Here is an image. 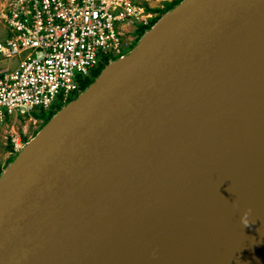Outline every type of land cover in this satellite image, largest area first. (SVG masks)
<instances>
[{"label":"water","instance_id":"water-1","mask_svg":"<svg viewBox=\"0 0 264 264\" xmlns=\"http://www.w3.org/2000/svg\"><path fill=\"white\" fill-rule=\"evenodd\" d=\"M35 137L0 179V264H159L155 237L264 180V0L182 1Z\"/></svg>","mask_w":264,"mask_h":264},{"label":"built area","instance_id":"built-area-1","mask_svg":"<svg viewBox=\"0 0 264 264\" xmlns=\"http://www.w3.org/2000/svg\"><path fill=\"white\" fill-rule=\"evenodd\" d=\"M154 1L6 0L0 56H24L0 68V139L9 121L28 115L36 124L33 110L80 94L94 70L123 55L130 27L148 24L169 2ZM11 141L17 154L26 145L19 135Z\"/></svg>","mask_w":264,"mask_h":264},{"label":"bare ground","instance_id":"bare-ground-1","mask_svg":"<svg viewBox=\"0 0 264 264\" xmlns=\"http://www.w3.org/2000/svg\"><path fill=\"white\" fill-rule=\"evenodd\" d=\"M245 215L247 225L241 219ZM142 259L159 264H264V180H257L245 196L227 195L213 217L202 218L196 227L176 237H155L154 248Z\"/></svg>","mask_w":264,"mask_h":264},{"label":"rangeland","instance_id":"rangeland-1","mask_svg":"<svg viewBox=\"0 0 264 264\" xmlns=\"http://www.w3.org/2000/svg\"><path fill=\"white\" fill-rule=\"evenodd\" d=\"M173 1L175 0H169V2H173ZM182 1L184 0H179L178 4L181 3ZM5 2L6 0H0V39H3L7 34V29L4 27L3 22L1 20V13L4 8ZM156 2L157 0L154 1V5L157 4ZM170 10L166 11V13H168ZM166 13H163L162 16H159L160 12H157L152 18V20L149 21V23L144 27H141V25H136V26L132 25L130 27V31L126 34V38H125L127 46H125L121 54L124 55L129 53L131 50H133L138 45V43L143 39V37L157 24V22ZM119 55L120 54L113 56L112 59L110 60L117 59ZM23 56L24 55H20L19 57L10 58V59H3L0 56V68L1 66L4 65L12 66L18 60L22 59ZM90 78L93 79L94 77H90ZM78 94H74L73 96L69 97L68 100L64 103L56 102L48 110H40V109L33 110L31 113L33 114V116L35 115L34 117L39 120L36 124L33 123V121L30 119V117L27 114H26L27 116L25 117L19 116L16 118V120H12V121H9L8 118L6 119V121L9 122L6 125L5 129L3 130L2 137L0 139V179L18 156V154L13 149L11 136H18V135L21 136L25 144L32 141V139L38 134V132L46 125V123L54 115H52L48 121H46V117L49 116V114L52 113L53 111H56L59 107L65 105L67 102L75 98Z\"/></svg>","mask_w":264,"mask_h":264},{"label":"trees","instance_id":"trees-1","mask_svg":"<svg viewBox=\"0 0 264 264\" xmlns=\"http://www.w3.org/2000/svg\"><path fill=\"white\" fill-rule=\"evenodd\" d=\"M179 0H175L173 2H167L166 3V6L164 9H158V11L160 12V15L159 16H162L163 13H166V11L174 8L177 4H178ZM158 16V18H159ZM147 25V24H146ZM145 24H141V27H144ZM109 63V60H106L104 63H102L96 70H94L93 72V76L94 77L93 79H87L83 82L82 84V90H84L86 87H88L94 80L95 78H97L99 76V74L102 72V70L104 69V67ZM78 96V95H77ZM76 96V97H77ZM75 97V98H76ZM74 99V98H73ZM64 106V105H63ZM63 106L59 107L56 111H53L52 113L49 114V116L46 117V121H48L50 119V117L52 115H54L59 109H61Z\"/></svg>","mask_w":264,"mask_h":264},{"label":"clouds","instance_id":"clouds-1","mask_svg":"<svg viewBox=\"0 0 264 264\" xmlns=\"http://www.w3.org/2000/svg\"><path fill=\"white\" fill-rule=\"evenodd\" d=\"M241 219H242V223H243L244 225H247V224H248V220H247V218H246V215L243 216Z\"/></svg>","mask_w":264,"mask_h":264}]
</instances>
